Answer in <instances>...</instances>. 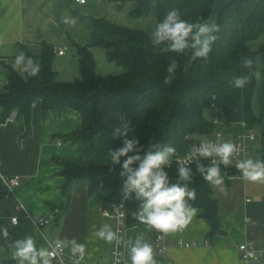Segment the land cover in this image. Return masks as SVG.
Instances as JSON below:
<instances>
[{"label": "crops", "instance_id": "crops-1", "mask_svg": "<svg viewBox=\"0 0 264 264\" xmlns=\"http://www.w3.org/2000/svg\"><path fill=\"white\" fill-rule=\"evenodd\" d=\"M99 1L102 0H88L81 4L76 0H0V39L4 41L0 45V93L7 90L5 86L9 82V64L5 60L9 59L10 64L15 62V57L23 52L24 47L35 55L42 52L44 45L53 47L56 53L53 68L57 79L70 82L79 78V62L74 46H93L94 19H107L143 30L151 37L157 25L156 8L148 16L138 18L131 15L138 7L134 2L120 9L115 0H106V5ZM64 19H74L76 23H64ZM262 43L263 39H259L251 42L250 46L257 50ZM96 48L100 49L93 47L92 51ZM59 50H64V54L60 55ZM117 69L116 75L124 73L121 68ZM257 73L253 108L259 116L264 101V62L261 59L258 60ZM15 113V117L11 114L2 122L0 109L1 173L20 177L21 185L16 194L23 210L17 211L4 198L0 201V227L8 230L7 238L0 237V264H17L12 258L14 249L10 245L29 234L35 237L37 247L52 248L57 239H76L86 245V257L80 264H109L112 261V243L94 235L105 224L110 225L113 231L116 229V219L106 214L110 209V204L105 202L106 193L100 190L89 194L84 178L73 179L67 184L65 167L55 160L85 166L113 164L109 149H113L119 140L112 138V132L121 123V115H107L106 128L96 137V150L91 153L89 146L82 142H65L59 137L81 128L78 112L44 113L42 102L37 101L33 104L29 124L17 111ZM204 115L214 122L215 127L213 133L202 140H216L219 134L222 142L238 143L240 136L247 131L241 122L227 126L219 108H208ZM249 131L256 134V139L246 141L250 150L247 159L264 161V111L263 124ZM232 159L230 167L235 166L237 157ZM223 176L227 196L211 187L218 204L220 230L225 233L219 234L218 231L211 235L209 221L200 216L201 211H197L186 228L167 234L168 249L164 254L158 253L155 243V259L161 257L165 264H246L239 245L248 240L255 242L260 260L264 259V182L249 181L239 171L236 174L225 171ZM4 189L0 178V193L3 194ZM24 213L27 217L23 216ZM16 215L21 217V221L12 225L11 218ZM41 218L50 222L39 227L36 221ZM137 237L154 246L156 230L145 224L127 227L124 239L126 260L130 264V245L127 241L134 242ZM179 239L196 242V245L180 246L177 244ZM64 250L67 257H73L69 247ZM61 261L54 259L53 264H60ZM62 264L65 263L62 261Z\"/></svg>", "mask_w": 264, "mask_h": 264}, {"label": "trees", "instance_id": "trees-1", "mask_svg": "<svg viewBox=\"0 0 264 264\" xmlns=\"http://www.w3.org/2000/svg\"><path fill=\"white\" fill-rule=\"evenodd\" d=\"M115 1L121 9L129 2L136 3L138 7L131 15L138 18L148 16L156 8L157 24L171 9H177L186 21H204L213 5L212 0ZM93 22V46H74L80 77L73 81L57 79L53 47L44 45L39 55L23 48L26 56L40 64V72L30 77L14 68L15 62L8 65V88L0 93L2 122L17 111L29 124L33 104L37 101L42 102L44 113L74 110L81 116V128L59 137L65 142H82L89 146L91 153L96 150V137L105 130V118L111 113H119L121 122L131 121L134 131L129 132V138L135 136L145 148L157 143L161 147L172 146L179 153L186 152L192 141L213 133L215 124L204 115L208 108L221 109L227 126L241 122L249 131L263 124L264 101L259 116L253 108L257 75L243 88H235L231 81L234 76L249 73L243 66L245 57L253 60L251 71L255 73L258 60L264 62V0H238L227 7L217 23L219 31L214 33L216 39L211 43V51L193 61L195 49L183 54L161 53L143 30L102 18ZM259 39H263V43L257 50L252 49L250 43ZM93 47L101 48L109 61L124 68V73H97ZM171 60L177 62L178 68L175 79L165 85L166 67ZM121 146L122 139H119L113 149ZM55 161L65 167L67 184L73 179H86L89 194L102 190L106 193V204L124 203L127 227L143 225L132 216L140 202L124 194L120 165L85 166ZM203 163L208 164L206 160ZM191 167L193 182L189 187L195 188L196 199L190 203L209 221L211 235L216 234L220 230L219 210L212 187L196 172L195 164ZM220 167L222 175L225 171L231 174L239 171L235 166ZM177 169L166 168L172 183L177 182ZM3 197L0 193V201Z\"/></svg>", "mask_w": 264, "mask_h": 264}, {"label": "clouds", "instance_id": "clouds-1", "mask_svg": "<svg viewBox=\"0 0 264 264\" xmlns=\"http://www.w3.org/2000/svg\"><path fill=\"white\" fill-rule=\"evenodd\" d=\"M63 22L72 25L76 23L74 19L71 21L64 19ZM218 31L219 28L215 24L201 20L195 23L186 21L181 18L177 9H171L156 25L151 35V42L161 53L183 54L188 49H196L197 56H206L211 51V43L216 39L214 33ZM3 43L4 41L0 39V45ZM243 66L249 70V73L233 77L231 83L235 88L245 87L253 75H258L251 71L254 67L252 59L245 57ZM14 68L30 77L38 76L40 72V64L23 52L15 57ZM177 68L178 64L175 60L168 63L167 75L163 80L165 85L175 79ZM132 131L134 129L131 121H122L113 129L112 138L122 139V146L109 149V157L113 165H120L124 194L140 202L138 210L132 213L140 223L165 235L182 231L187 227L198 211L190 203L196 199L195 188L189 187L193 182L191 167L193 162L196 165V172L206 182L221 194L228 195L220 166L228 167L233 164V156L238 155V148L234 143L222 142L217 134L215 141L204 140L199 144H193L189 156L179 163L177 182L172 183L166 168L171 166L176 149L172 146L161 147L157 143L145 148L135 136L129 138V132ZM122 157L125 158L123 161ZM206 159L209 161L207 165L203 163ZM235 167L242 172L245 179L264 182V161L237 160ZM11 223L16 225L17 218L12 217ZM94 235L108 243L122 240V237L108 224L95 231ZM0 237H8L6 227H0ZM41 237L46 239L43 234ZM127 243L130 245L131 264H157L152 245L143 242L140 237L134 242L128 240ZM10 247L14 249L12 258L17 264H53L57 253L63 251L65 247H69L71 255L76 258L74 264H80L86 254V245L78 243L76 239L68 241L57 239L53 249L37 247L36 239L32 234L13 241Z\"/></svg>", "mask_w": 264, "mask_h": 264}, {"label": "built area", "instance_id": "built-area-1", "mask_svg": "<svg viewBox=\"0 0 264 264\" xmlns=\"http://www.w3.org/2000/svg\"><path fill=\"white\" fill-rule=\"evenodd\" d=\"M76 1L78 3L84 4L88 0H76ZM58 53L62 55L64 54V50H59ZM5 61L7 64H10L9 59H6ZM21 73L25 74L23 72ZM255 139H256V134L250 131H246L240 136V142L234 143L238 148V155L233 156V157H237L236 161L245 160L248 158L250 150H249V147L246 145V141L247 140L253 141ZM206 140L215 141L214 139H206ZM202 141L204 140H194L191 142L190 148L186 152H181V153L176 152L175 156L173 157V161H172L170 168L171 167L178 168L179 163L183 162L189 156L191 146L193 144H199ZM206 161L209 162L207 159ZM194 164L195 163L193 162L192 165ZM1 167H2V161L0 160V178L2 179L3 184L5 186V189L3 192V196H4L3 198L11 202L13 204V207L17 211H22L23 205L17 200V194H16L17 188L21 185L20 177L17 175L7 176V175L2 174ZM239 172L242 173L240 170ZM106 214L111 215L116 219V229L114 232H116L119 236L122 237V240L120 242H116V241L112 242V249H111L112 261L109 264H130L126 260V246H125L124 233L127 229V223H126L127 214H126L124 203L122 202L112 203L110 205V209L106 211ZM23 216L27 217V214L24 213ZM13 217H16L18 223H20L21 221L20 216L16 215ZM49 222L50 220L41 218L36 221V224L39 227H41V226H44L45 224H48ZM177 244L180 246L190 247V246L196 245V242L185 241L183 239H179ZM156 246H157V250L159 254H164L167 251L168 249L167 234L165 235L156 230ZM54 247L55 245L52 248L54 249ZM239 249L242 253V259L246 262V264H264V259L260 260L259 252L253 240H248L240 244ZM56 259H61L65 264H70L71 262H74L76 258L67 257L65 254V250L63 249V251H60L57 253ZM156 261H157V264H165V260L161 257L157 258ZM100 264H104V263H100Z\"/></svg>", "mask_w": 264, "mask_h": 264}, {"label": "rangeland", "instance_id": "rangeland-1", "mask_svg": "<svg viewBox=\"0 0 264 264\" xmlns=\"http://www.w3.org/2000/svg\"><path fill=\"white\" fill-rule=\"evenodd\" d=\"M102 5H106V0H102V1H99ZM120 8V7H119ZM121 9V8H120ZM94 52V56H95V59H96V71L97 73H100V74H103V75H116L115 73H117L116 71H118L119 69L117 68H121V70H123L124 72V68L123 67H117L118 65L116 63H113V62H110L107 57L104 55V52L101 51V48L100 49H94L93 50ZM99 52H102L101 54L102 55H99ZM80 73V72H79ZM155 241H154V246L153 249H156L155 247ZM151 245V244H150Z\"/></svg>", "mask_w": 264, "mask_h": 264}, {"label": "water", "instance_id": "water-1", "mask_svg": "<svg viewBox=\"0 0 264 264\" xmlns=\"http://www.w3.org/2000/svg\"><path fill=\"white\" fill-rule=\"evenodd\" d=\"M212 1H213V5H212L211 13H210L209 17L207 19H205L204 21H206L209 24L217 25L222 12L227 7L231 6L233 3H236L238 0H212ZM196 52H197V50L195 49V54L192 57V61L196 58L205 57V56H197ZM5 88L7 89L8 86H5ZM16 115L17 114L15 112L12 114L13 117H15ZM222 233H225V232H223L222 230H219V234H222Z\"/></svg>", "mask_w": 264, "mask_h": 264}]
</instances>
